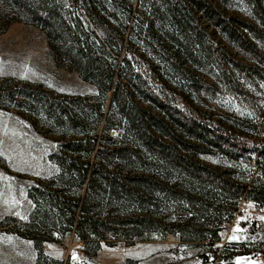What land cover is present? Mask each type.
Here are the masks:
<instances>
[{
  "label": "rangeland",
  "instance_id": "rangeland-1",
  "mask_svg": "<svg viewBox=\"0 0 264 264\" xmlns=\"http://www.w3.org/2000/svg\"><path fill=\"white\" fill-rule=\"evenodd\" d=\"M55 1L61 11H74L71 0ZM92 1L102 7L90 16L84 12V20L96 24L99 43L118 44L126 27L128 63L123 77L127 103L157 115L161 108L156 102L168 109L160 117L182 143L178 146L181 155L192 157L234 185L249 187L256 177L264 182L254 152L264 151V34L252 40L254 53L209 26L204 27L205 42L192 44L180 39L163 17L150 14L156 0ZM222 5L230 13L247 17L237 0H223ZM9 8L0 3V264H36L41 257L35 243L22 236L41 234L32 229L36 206L31 197L40 202L33 189L60 175L55 157L62 155L66 143L84 135L95 137V145L102 150L126 151L127 161L117 160L122 170L116 169L130 179L144 176L155 186L142 188L141 206L123 195L111 197L98 189L88 203L95 206L100 221H113L99 228L104 239L91 235V241L84 244L73 229L53 230L44 235L52 241L42 244V257L62 264H264L256 253L240 247L234 229L213 225L220 222L219 214L209 212L208 228L202 226L206 215L186 199L197 198L200 183L157 164L134 140L133 128L113 106L111 94L102 97L77 72L57 64L45 33L12 19ZM123 47L118 65L126 53ZM249 66L262 74L243 70ZM76 98H86L79 105L81 110L99 106L104 116L108 114L109 129H104L103 122L82 119L79 128L84 134H80L67 118H60L59 107L77 114ZM181 119L221 137V147L188 138L179 127ZM141 164L144 167L138 168ZM184 181L191 182L195 190H189ZM85 193L86 186L79 191L81 199ZM252 208L262 222L264 206L253 203ZM179 211L181 219L177 218ZM141 218L144 226L137 222ZM189 219L191 226L181 233L180 226ZM208 229L215 235L199 241L197 237Z\"/></svg>",
  "mask_w": 264,
  "mask_h": 264
},
{
  "label": "trees",
  "instance_id": "trees-1",
  "mask_svg": "<svg viewBox=\"0 0 264 264\" xmlns=\"http://www.w3.org/2000/svg\"><path fill=\"white\" fill-rule=\"evenodd\" d=\"M26 1L0 0V3L7 8L10 7L12 19L33 24L45 33L57 64H65L68 69L77 72L85 82L93 84L102 97L111 94L113 106L132 126L134 140L157 164L162 163L169 170L178 171L200 183L196 191L197 198L187 196L186 199L191 206H198L197 212L206 215L202 226L207 227L211 219L208 213L211 211L219 214L217 220L220 221L222 213L229 209L231 201L242 195H246L255 205L264 206V182L261 183L259 178L249 187L234 185L230 180L223 179L218 172L196 162L192 157L181 155L178 146L182 143H179L178 138L167 129L163 118L160 117L161 113H168V109L162 104L155 103L161 108V113L157 115L127 103V86L123 77L124 66L128 63L126 48L128 40L124 37L126 27L118 38V44L111 45L107 41L99 43L96 29L93 28L94 25L96 28V24L92 25L91 22L84 20V12L86 16H90L96 7H102L99 1L71 0L75 8L70 12L61 11L55 0ZM222 1L156 0L150 5V14L163 17L172 29L178 32L179 38L186 42L202 45L206 40L204 27L209 26L217 29L239 48L254 53L252 40H258L264 34V30L260 29L264 27V0H237L245 9L246 18L227 11ZM122 44L126 53L121 56L118 65ZM243 70L253 72L257 76L262 74V71L252 66L244 67ZM147 98L155 102L152 97ZM85 99H73V103L78 107L76 115L59 107L57 113L60 118H67L70 127L80 134L84 132L79 128L82 119L103 122L104 129H109L110 118L108 114L104 116L99 106H91L88 111L79 108ZM178 124L187 137L197 143L210 145L213 148L221 147V137L211 134L202 125L195 122L185 123L182 119ZM64 148L62 155L55 157L61 169L60 175L51 183L33 189L38 195L39 203L31 197L36 206V212L32 217L34 223L32 229L40 231L41 234L25 233L22 236L35 243L41 256L36 264H62L42 257V244L52 241L44 238V235L49 234L50 231L61 229L65 233L73 229L75 237L84 244L91 241V235L104 239L99 233V228L113 221L107 218L100 221L95 215V206H90L88 203L89 196L98 189L109 193L111 197L123 195L132 204L141 206L142 188L155 186L144 176L130 179L127 174L118 171L116 168L122 170V167L116 161L121 163L127 161L126 151L102 150L100 145H95V137L88 138L84 135L69 141ZM254 152L257 153L258 171L264 179V151ZM144 166L141 164L138 168ZM157 166L159 165H155ZM128 181L131 182L130 185ZM184 183L189 190H195L191 182L184 181ZM103 185L106 187L103 188ZM84 186L86 193L81 199L79 191ZM137 222L139 226H144L146 223L143 218ZM190 226L191 219L178 228L184 233ZM209 234L215 235V232L209 233L208 229V233L201 232L197 239L204 241V238H209ZM40 259L44 260L43 263Z\"/></svg>",
  "mask_w": 264,
  "mask_h": 264
},
{
  "label": "built area",
  "instance_id": "built-area-1",
  "mask_svg": "<svg viewBox=\"0 0 264 264\" xmlns=\"http://www.w3.org/2000/svg\"><path fill=\"white\" fill-rule=\"evenodd\" d=\"M258 178L263 183L260 177H256ZM252 205L253 202L246 195L236 197L231 201L229 209L222 213L220 222L213 225L218 228L225 224L229 230L234 229L240 247L264 259V223L258 224L252 213ZM182 217L183 213L179 211L177 218Z\"/></svg>",
  "mask_w": 264,
  "mask_h": 264
},
{
  "label": "crops",
  "instance_id": "crops-1",
  "mask_svg": "<svg viewBox=\"0 0 264 264\" xmlns=\"http://www.w3.org/2000/svg\"><path fill=\"white\" fill-rule=\"evenodd\" d=\"M252 209H253V208H252ZM255 218H256V217H255ZM258 220H259V219H258ZM258 220H257V218H256V221L258 222V224H263V223H264V222H263L264 220L262 221L263 223L260 222V221H258ZM237 258H239V257H237Z\"/></svg>",
  "mask_w": 264,
  "mask_h": 264
},
{
  "label": "snow or ice",
  "instance_id": "snow-or-ice-1",
  "mask_svg": "<svg viewBox=\"0 0 264 264\" xmlns=\"http://www.w3.org/2000/svg\"><path fill=\"white\" fill-rule=\"evenodd\" d=\"M233 239H235V237H233ZM76 257H75V255H73V259H75Z\"/></svg>",
  "mask_w": 264,
  "mask_h": 264
}]
</instances>
